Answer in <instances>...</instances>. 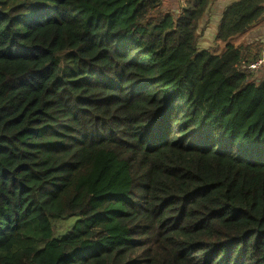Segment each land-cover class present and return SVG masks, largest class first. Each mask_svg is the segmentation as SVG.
<instances>
[{
    "label": "trees",
    "instance_id": "1",
    "mask_svg": "<svg viewBox=\"0 0 264 264\" xmlns=\"http://www.w3.org/2000/svg\"><path fill=\"white\" fill-rule=\"evenodd\" d=\"M167 1L0 0V264H264V72Z\"/></svg>",
    "mask_w": 264,
    "mask_h": 264
},
{
    "label": "crops",
    "instance_id": "2",
    "mask_svg": "<svg viewBox=\"0 0 264 264\" xmlns=\"http://www.w3.org/2000/svg\"><path fill=\"white\" fill-rule=\"evenodd\" d=\"M184 1L185 0H168L165 5H169V11L179 14L185 7ZM237 1L239 0H216L211 5L202 22L200 23V41L198 45L200 50H213L215 48H220L218 45L220 43L216 41V34L222 14L228 6ZM263 41L264 20L252 25L244 34L235 38H231L228 43L222 44V48L224 51L228 44H232L236 47L242 46L245 50L246 63L260 55ZM258 72H264V67Z\"/></svg>",
    "mask_w": 264,
    "mask_h": 264
},
{
    "label": "built area",
    "instance_id": "3",
    "mask_svg": "<svg viewBox=\"0 0 264 264\" xmlns=\"http://www.w3.org/2000/svg\"><path fill=\"white\" fill-rule=\"evenodd\" d=\"M264 67V43L261 53L258 58L253 62L244 63L242 69L248 73L255 74Z\"/></svg>",
    "mask_w": 264,
    "mask_h": 264
},
{
    "label": "rangeland",
    "instance_id": "4",
    "mask_svg": "<svg viewBox=\"0 0 264 264\" xmlns=\"http://www.w3.org/2000/svg\"><path fill=\"white\" fill-rule=\"evenodd\" d=\"M169 8H170L169 5L168 6L165 5V9H164L165 12L169 11ZM175 14H176V12H175ZM218 43H220V44H218L220 46V48H218V49L215 48L213 50H209V51H211V53H213L215 55L221 54L222 51H223V48H222L223 45L222 44H224V42L218 41ZM263 43H264V41H263ZM262 46H263V44H262ZM69 224H67V223H59V225L61 226V232L58 234V237H60L63 234H65V232L67 231V228L69 227Z\"/></svg>",
    "mask_w": 264,
    "mask_h": 264
}]
</instances>
